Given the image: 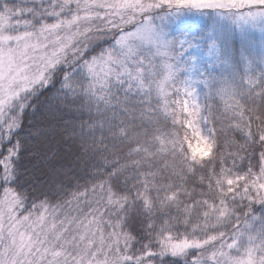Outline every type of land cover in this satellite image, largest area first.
<instances>
[{
    "label": "snow or ice",
    "instance_id": "snow-or-ice-1",
    "mask_svg": "<svg viewBox=\"0 0 264 264\" xmlns=\"http://www.w3.org/2000/svg\"><path fill=\"white\" fill-rule=\"evenodd\" d=\"M0 264H264V0H0Z\"/></svg>",
    "mask_w": 264,
    "mask_h": 264
}]
</instances>
